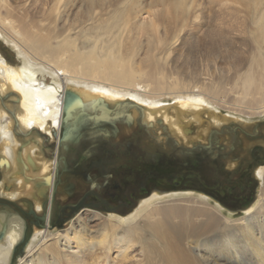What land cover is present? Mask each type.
Wrapping results in <instances>:
<instances>
[{
    "label": "bare ground",
    "instance_id": "6f19581e",
    "mask_svg": "<svg viewBox=\"0 0 264 264\" xmlns=\"http://www.w3.org/2000/svg\"><path fill=\"white\" fill-rule=\"evenodd\" d=\"M194 1L153 2L150 20L140 23L147 9L139 0H47L35 7L33 0H0V35L21 59L13 64L0 53V197L21 202L32 214L45 212L47 223V230L33 227L19 264H145L149 258V264H264V165L254 171L260 181L256 196L238 220L224 216L228 209L217 199L212 206L208 195L181 188L153 192L132 215L87 209L77 228L49 234L65 124L74 132L94 119L102 126L115 118L116 140L146 129L158 144L201 148L213 144L216 132L227 134L232 145V125L247 128L264 118V0H216L224 15L209 19L212 29L202 38L193 34L199 24ZM81 5L85 12L78 14ZM177 44L180 54L172 51ZM188 46L205 52L209 70L191 67ZM223 58L234 73H211ZM68 93L81 104L70 101L73 110L66 115ZM124 113L132 126L118 119ZM45 139L56 143L52 161L42 152ZM64 174L65 182L77 180L78 189L86 188ZM57 194L66 198L68 192L60 186ZM23 218L10 207L0 209V264H12L25 242L29 227ZM96 220L101 229L94 241L86 223Z\"/></svg>",
    "mask_w": 264,
    "mask_h": 264
},
{
    "label": "flooded vegetation",
    "instance_id": "af4514ba",
    "mask_svg": "<svg viewBox=\"0 0 264 264\" xmlns=\"http://www.w3.org/2000/svg\"><path fill=\"white\" fill-rule=\"evenodd\" d=\"M127 114H122L120 118H125L128 126H132L130 115ZM112 116H115V114ZM95 121L97 119H94V124L89 127L88 124L83 123L85 126L82 129L74 132L72 130H70L71 132L68 131L67 137L69 140L62 144L59 142L60 151L56 150V143H53L55 145L53 160L56 151L59 157L56 161V175L52 186V220L48 228L50 226L52 229L62 227L65 223L63 218H67L66 215L60 213V204L57 202V196H60L57 194L60 186L64 187V193L68 192L66 198L78 191H81L80 193L86 192L81 195V201H78V205L95 210L109 209L113 212L126 211L124 209L135 207L136 199L143 200L155 191L168 192L181 188L188 191H201V193L217 199V202H221L229 211L235 212L241 208L246 209L255 199L258 183L255 180L257 177L254 171L260 165H264V148H250L249 156L243 158L239 157L236 152L237 143H235V147L230 149V152L225 154L223 152L224 148L217 144L215 137L213 145L214 147H221L220 152L218 149H211L209 145L201 148L194 146L193 149L192 147L178 146L174 141L167 140L165 145L172 143L175 145V149L179 150V152L174 153L169 151L163 143L159 142L158 144V140L150 133H146V129L143 130L145 132H141L142 130L139 132L140 137L134 135L132 142L113 144L110 139L115 138L118 134L115 118L111 123H103L102 126H98V122ZM74 135L77 136L73 137ZM236 135L239 136V134ZM103 139H106V142H103ZM134 144L137 147H134ZM119 145H125L127 152L118 148ZM148 154L153 155H151L153 162L148 158ZM220 154H224V158H221ZM203 155L206 159L201 158ZM142 156H145L147 161H138ZM211 159L219 161L221 166L220 175L215 176L207 172L206 162ZM199 160L202 161L199 162ZM230 162L235 166V170L226 167V164L229 165ZM245 167L247 168V174L243 175L241 179L240 172ZM0 172V182H2L3 172L1 170ZM64 173L81 179L86 188L83 190L78 189L80 184L77 180H72L73 183L65 182L63 180ZM103 177L107 178L104 180ZM236 177L240 178L241 181L247 177L244 180V186L237 188L231 186ZM108 201L112 202L113 205H109ZM127 205L130 206L126 207ZM1 206H7L15 210L22 218L24 217L23 219L29 227L25 242L14 255V261H16L17 256L24 251L26 243L33 236V227L47 230V223L44 218L46 213L44 212L43 215L32 214L33 212L30 213L29 209L22 208L17 203L0 197ZM115 208L118 210L115 211ZM45 210L46 204H43V211ZM68 211L70 209L65 210V212Z\"/></svg>",
    "mask_w": 264,
    "mask_h": 264
},
{
    "label": "rangeland",
    "instance_id": "374dc122",
    "mask_svg": "<svg viewBox=\"0 0 264 264\" xmlns=\"http://www.w3.org/2000/svg\"><path fill=\"white\" fill-rule=\"evenodd\" d=\"M47 0H33V2H34V7H35V2H36V4L38 3V4H42V3H45ZM136 1H138V0H136ZM160 1H162V0H139V2L140 3H142L143 5H145L144 6V8H146L147 10H145L144 11V13H143V15L138 19L139 21H140V23L141 22H143V21H148V19L150 20V18H149V12L150 13H152V12H154V10H155V8H151L150 6L151 5H154L153 4V2H155V4H157V2L159 3ZM84 2V1H83ZM212 2H214V3H212ZM212 2H211V0H195L194 1V4H193V14L194 15H196V16H198L199 17V24L197 25V24H195V26H196V28H195V26L193 27V34H196V35H194L195 36V38H202L204 35H206V34H208L209 32V30H211L212 29V27H209V22H210V20L209 19H211L212 17H216V16H218V14H220V15H224V11H225V6H223V5H218V4H220V2L219 1H216V0H212ZM216 2H219L218 4L216 3ZM198 4V5H197ZM216 4V5H215ZM82 6V5H81ZM81 6H79V7H81ZM84 6V5H83ZM81 7L80 9H79V11L81 12H77L78 14H82V13H84L85 12V8L84 7ZM198 6V7H197ZM216 6H217V8H216ZM218 6H219V9H218ZM223 6V7H222ZM78 7V8H79ZM195 7V8H194ZM149 8H151V9H154L153 11L151 10V9H149ZM229 8H231L230 10H234V9H232V7L230 6H228L227 7V9H229ZM220 10V11H219ZM222 10V11H221ZM224 10V11H223ZM197 11V12H196ZM217 12H219V13H217ZM76 13V14H77ZM148 13V14H147ZM226 13V12H225ZM32 16V15H31ZM146 17V18H145ZM148 17V18H147ZM145 18V19H144ZM207 18V19H206ZM143 19V20H142ZM201 19V20H200ZM203 19H204V21H203ZM206 20V21H205ZM202 21V22H201ZM200 24H201V26H200ZM204 24V25H203ZM208 24V25H207ZM211 26V25H210ZM1 34V33H0ZM133 36H135L136 37V35L134 34ZM199 36V37H198ZM134 40V39H133ZM144 40V39H143ZM146 45V38H145V40L143 41V43L141 44V45H143V46H141L142 47V49H145V45ZM181 49V47L177 44V45H175L174 47H173V52H175L174 54H180V51H182V50H180ZM202 49H200V48H193V47H191V46H188L187 47V49H186V51H190L189 52V62H191L192 63V66L191 67H194V68H197L199 71H203L204 69H206V70H209V67H208V63H205V62H203V61H206L205 60V58H203V55H204V53L205 52H203V50L201 51ZM3 52V54L5 55V57H6V59H9V61L10 62H12L13 64H18V62H20L21 61V59H20V56H18L17 55V53H16V51H15V49L13 48V45L11 44V41L10 40H8L7 38H6V36L5 35H3V38L1 37V35H0V53H2ZM183 52V51H182ZM242 53V52H241ZM144 53H143V51H142V53H141V57H144ZM192 60H191V59ZM191 60V61H190ZM224 61V58L220 61V60H218L217 61V63L218 64H216L217 66H216V68H215V70L214 69H212V70H210L211 71V73H212V71H213V73H218L219 75H227V74H233L234 72H233V67H232V63H230V62H225ZM207 67V68H206ZM217 75V74H216ZM218 76V75H217ZM227 76H229V75H227ZM46 78H48V80H50V77H46ZM50 82H51V80H50ZM227 88H226V91H229V89H230V87L229 86H226ZM226 112V113H225ZM223 114L224 115H227L228 114V112L227 111H223ZM122 116V114H120L119 115V117H118V119L119 120H121L122 121V118H120ZM239 118H240V116H239ZM243 118V117H242ZM241 119V118H240ZM244 119V118H243ZM258 123L257 125H255V124H253V123ZM254 122L252 123V125H250L249 127H243V125L241 126V124H235V125H232V127H231V129H230V133H231V138H230V140L231 141H233V144L232 145H230L229 143H228V138H227V134L225 135V134H222V132L220 133H218V132H216L217 134L214 136L215 137V139H217V144L218 145H220V146H222L223 148H224V153L226 154V152H230V149L232 148V147H235V143H237L238 144V147L236 148V152H237V154L239 155V157L241 156V157H247V156H249V149L251 148V149H254V148H258V147H261V148H264V118H256V119H254ZM260 122V123H259ZM111 123V122H110ZM117 125V124H116ZM89 127V126H88ZM117 130H118V128H117ZM141 132H145V131H141ZM236 134H239V136L238 135H236ZM141 136V134L139 133V134H137V137H140ZM134 137V136H133ZM133 137H131V138H127V139H124V140H116L117 139V137H115V138H111L110 139V141H115L113 144H115V143H117V142H120L121 144H123V143H129V142H132V138ZM136 137V136H135ZM214 137H213V139H214ZM114 139V140H113ZM226 139H227V142H226ZM103 142H106V139L104 140L103 139ZM166 142L167 141H165L164 143L166 144ZM163 143V145H165ZM247 143H249V148L247 149ZM251 144V145H250ZM55 145L52 143V142H50V141H48V140H46L45 139V142H44V145L42 146L43 148V154H44V156L47 158V159H49V160H53V154H54V152H55V147H54ZM122 147H123V149L125 150V151H127V147L125 146V145H121ZM166 147H167V149L169 150V151H174V153H177V152H179L178 151V149H175V145L174 144H169V145H165ZM134 147H137V145L136 144H134ZM202 147H203V145H202ZM209 147L210 148H213V149H218L219 150V152H220V150H221V147H214V145L213 144H211V143H209ZM250 149V150H251ZM233 155H235V154H233ZM232 155V156H233ZM143 157V158H142ZM142 157H140L139 159H138V161H147V159L145 158V156H142ZM220 157L221 158H224V154L223 155H221L220 154ZM201 158L202 159H206L204 156H201ZM136 162V163H141V162ZM200 161H202V160H199V162ZM124 162V161H123ZM123 162H119V163H123ZM135 163V164H136ZM197 165V164H196ZM232 165V166H231ZM226 167L229 169H233V170H235V166L232 164V162H230V164L228 165V164H226ZM206 168H207V172L208 173H212V174H214L215 176L216 175H220L221 174V166H220V163H219V161L217 160V159H211L210 161L208 160V162H206ZM247 174V168L245 167L244 169H242L241 170V172H240V178L242 179V176L243 175H246ZM257 177V176H256ZM107 177H103V179L105 180ZM238 177H236L233 181H232V185L231 186H233V187H241V186H244V184H245V182H244V180H246L247 179V177L243 180V181H241V179L240 178H238ZM256 180V182L259 184L260 183V181L258 180V178H256L255 179ZM103 182V180L101 181V183ZM252 187V186H251ZM252 189V188H251ZM258 189V188H257ZM81 192V191H80ZM79 191L78 192H76L73 196H70L68 199L67 198H62L61 196H59V197H57V202L60 204V213H62V214H64V215H66L67 216V218H63V220L65 221V223L63 224V226L62 227H56V228H54V229H52V228H50L49 229V234L51 233V234H64L65 232H67L68 230H70L71 228H77V224H75V223H77V221H76V219L78 218V216L82 213L83 214V211H85V210H87V209H89L88 211H91V212H98L99 214H101V215H103V216H105V215H108V214H110V213H112L113 211H111V210H109V209H100V210H95V209H93V208H87V207H84V206H82V205H78V203L81 201L80 199V197H81V195H83V194H85L86 192H82V193H80ZM169 193H171V191H168ZM188 192H191V193H196V195L199 193V194H203V195H205L204 193H201V192H198V191H183V192H180V193H188ZM175 193V192H174ZM2 193L0 192V195H1ZM3 196V195H2ZM207 196V195H206ZM61 197V198H60ZM212 200H213V202H211V204H212V206H216L215 205V203L216 202H214L215 200L213 199V197H211V196H209ZM180 198H184V197H180ZM66 200H68V201H66ZM80 200V201H79ZM137 201H136V205H135V207H131V208H128V209H124V210H127V211H121V212H123V213H125L124 215H132L133 213V211L135 210L134 208H136L137 209V207H138V204H139V202L142 200H140V199H136ZM79 201V202H78ZM247 202H248V200H247ZM20 207H24L25 209H27V207L24 205V204H22L21 202H16ZM108 204L109 205H113V203L112 202H109L108 201ZM130 205H127L126 207H129ZM115 207H116V203H115ZM0 209H2V206L0 207ZM66 209H70V211H68V212H65V210ZM129 209H131V210H129ZM28 210V209H27ZM113 210V209H112ZM118 209H116L115 208V211H117ZM248 210V209H247ZM132 211V212H131ZM221 211V210H220ZM63 212H65V213H63ZM221 213L224 215V216H226L227 218H229V219H231V220H238V219H241L242 217H244L245 216V213H246V209H240L239 211H228V210H222L221 211ZM225 213V214H224ZM81 214V215H82ZM39 215H43V213L42 214H39ZM232 217V218H231ZM46 219V218H45ZM46 221V220H45ZM99 221H94V222H91V223H86V224H88V225H90L89 227H90V230L91 231H93L92 232V235H90V237H89V233H87V237H89L91 240L93 239L94 241H96L97 239H99V235H97V233H98V231H99V229H101L100 227H97L100 223H98ZM98 224V225H97ZM73 225H74V227H73ZM97 225V226H96ZM101 225V224H100ZM96 226V227H95ZM57 229V230H56ZM95 232V233H94ZM43 237V236H42ZM41 237V241L43 240V238ZM94 237V238H93ZM98 237V238H97ZM150 238V235L148 236V239ZM40 241V242H41ZM28 243H26V245H27ZM37 244H39V243H37ZM87 248V247H86ZM18 252V251H17ZM19 255V254H18ZM139 255V254H138ZM137 255V256H138ZM20 256H22V258L24 259L25 258V256H26V254H24V252H22L21 254H20ZM140 257V256H139ZM211 257V256H210ZM22 259V260H23ZM210 259H212V260H214V258L213 257H211ZM146 260V259H145ZM150 260H152L151 258H149V259H147L146 261H145V264H149L150 262L152 263L153 261H150ZM19 261V256H17V258H16V261H14V259H13V263L12 264H19V263H21L20 261ZM196 264H202L201 263V261L199 262H197V260H196ZM227 264H232L230 261H228L227 262ZM233 264H237V263H234L233 262Z\"/></svg>",
    "mask_w": 264,
    "mask_h": 264
},
{
    "label": "water",
    "instance_id": "95a60500",
    "mask_svg": "<svg viewBox=\"0 0 264 264\" xmlns=\"http://www.w3.org/2000/svg\"><path fill=\"white\" fill-rule=\"evenodd\" d=\"M67 99H69V100H66V101H65V114H66V115H68L69 112H70L71 110H73L72 105L69 103L70 101L76 100L78 105L81 104L80 101L77 99V97L74 96V95L71 94V93H68V94H67ZM71 127H72L71 124H65V125L62 127V129H61V133H60V135H61V139H59V142H60L61 144H62L63 142H66L67 140H69V138L67 137V135H68V131L71 130ZM0 177H1V172H0ZM46 229H47V227H46Z\"/></svg>",
    "mask_w": 264,
    "mask_h": 264
}]
</instances>
